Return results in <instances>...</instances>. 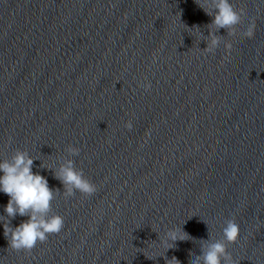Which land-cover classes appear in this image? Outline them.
Returning <instances> with one entry per match:
<instances>
[{
    "label": "clouds",
    "instance_id": "clouds-1",
    "mask_svg": "<svg viewBox=\"0 0 264 264\" xmlns=\"http://www.w3.org/2000/svg\"><path fill=\"white\" fill-rule=\"evenodd\" d=\"M195 2L205 14L213 18L207 25L209 34L203 39L207 45L202 49L204 53L214 55L223 43L226 53L230 54L232 44L225 41L224 36L217 35L220 29H224L228 37L239 35L250 39L254 35L253 21H249L243 32L238 31L248 19L247 13L244 9H237L230 0H195ZM194 28L199 29L198 26ZM138 87L147 92L151 89V83L141 82ZM124 127L131 131L132 121L125 122ZM65 151L69 157H75L79 156L81 149L70 144ZM33 163L34 159L29 152L20 149H16L10 158L0 161V173H2L0 192L9 197L4 208L6 215L0 216V222H3L8 248L18 253L30 254L38 243L46 242L49 235L59 234L64 228V218L52 212V201L61 191L50 188L45 176L38 172L34 173ZM41 167L48 168L54 173L55 178L63 185L62 193L65 198L72 197L77 192L91 197L97 191L96 184L85 176L82 169L76 167L73 159L63 158L58 166H45L42 163ZM17 215L28 219L12 227L11 220ZM157 234L159 244L165 251L156 258L163 257L165 264H181L175 256L169 259L165 253L169 249H174L177 241H188L193 237L183 230L182 225L167 229L162 237L158 232ZM239 234V225L234 219H227L222 228V238L213 239L208 232L207 239H200V254L189 253V264H237L228 247L238 241ZM145 257L153 259L152 256L145 255Z\"/></svg>",
    "mask_w": 264,
    "mask_h": 264
}]
</instances>
